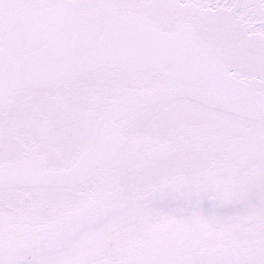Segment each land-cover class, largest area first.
I'll use <instances>...</instances> for the list:
<instances>
[{"label": "snow or ice", "instance_id": "snow-or-ice-1", "mask_svg": "<svg viewBox=\"0 0 264 264\" xmlns=\"http://www.w3.org/2000/svg\"><path fill=\"white\" fill-rule=\"evenodd\" d=\"M0 264H264V0H0Z\"/></svg>", "mask_w": 264, "mask_h": 264}]
</instances>
